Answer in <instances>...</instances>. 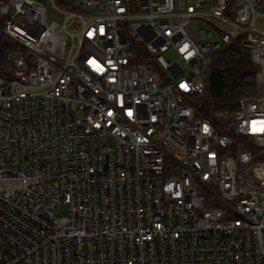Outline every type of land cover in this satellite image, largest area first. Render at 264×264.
<instances>
[{
	"label": "built area",
	"instance_id": "2783aa9c",
	"mask_svg": "<svg viewBox=\"0 0 264 264\" xmlns=\"http://www.w3.org/2000/svg\"><path fill=\"white\" fill-rule=\"evenodd\" d=\"M47 1L0 0V264H264V0Z\"/></svg>",
	"mask_w": 264,
	"mask_h": 264
},
{
	"label": "trees",
	"instance_id": "16d2710c",
	"mask_svg": "<svg viewBox=\"0 0 264 264\" xmlns=\"http://www.w3.org/2000/svg\"><path fill=\"white\" fill-rule=\"evenodd\" d=\"M5 44L0 40V52ZM213 66L227 68L224 73L223 94L220 97L206 91L203 95L191 99L197 117H212V111L219 108L233 109L244 96H253L258 93L256 79L259 69L252 61L251 52L242 46L240 38L219 52L213 61Z\"/></svg>",
	"mask_w": 264,
	"mask_h": 264
},
{
	"label": "water",
	"instance_id": "95a60500",
	"mask_svg": "<svg viewBox=\"0 0 264 264\" xmlns=\"http://www.w3.org/2000/svg\"><path fill=\"white\" fill-rule=\"evenodd\" d=\"M45 4L48 3L47 0H43ZM227 68H219L213 66L212 70L208 76V93L220 97L223 94L224 88V73Z\"/></svg>",
	"mask_w": 264,
	"mask_h": 264
},
{
	"label": "rangeland",
	"instance_id": "374dc122",
	"mask_svg": "<svg viewBox=\"0 0 264 264\" xmlns=\"http://www.w3.org/2000/svg\"><path fill=\"white\" fill-rule=\"evenodd\" d=\"M232 13V11H230V14ZM48 18H49V20H51V19H53V18H55V19H61V17H60V15L59 14H57L55 11H53V9H52V7H49L48 8ZM2 38L0 37V40H1ZM170 58H173V56L171 55V56H169Z\"/></svg>",
	"mask_w": 264,
	"mask_h": 264
}]
</instances>
